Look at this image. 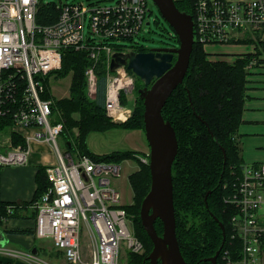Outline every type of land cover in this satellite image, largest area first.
<instances>
[{"label":"built area","instance_id":"1","mask_svg":"<svg viewBox=\"0 0 264 264\" xmlns=\"http://www.w3.org/2000/svg\"><path fill=\"white\" fill-rule=\"evenodd\" d=\"M44 5L43 0H0V125L11 131L0 135L1 147L6 148L0 166L26 165L34 145H50L56 162L44 166L48 185L33 203L36 238L50 240L67 263L77 264L85 229L92 249L89 264H121L122 241L131 253L144 250L112 184L121 174V164L97 162L69 147L62 152L58 139L65 138V122L49 87L50 79L63 69L68 50L87 52L93 61L85 72L90 93L97 87L96 66L104 61L107 116L126 122L132 110L121 103V96L134 92L137 78L126 66L111 72L110 63L116 52L134 51L116 43L133 41L152 11L148 0L64 4L55 5L56 19L42 23ZM193 8L195 45H253L255 56L248 68L258 63V49L264 53V0H194ZM47 91L50 97L45 98ZM12 134L24 143L16 144ZM143 161L150 163L149 154ZM224 189V201L234 212L231 238L240 241L241 248L236 260L224 250L223 262L264 264V164L232 167ZM14 210L8 207L9 213Z\"/></svg>","mask_w":264,"mask_h":264},{"label":"trees","instance_id":"2","mask_svg":"<svg viewBox=\"0 0 264 264\" xmlns=\"http://www.w3.org/2000/svg\"><path fill=\"white\" fill-rule=\"evenodd\" d=\"M193 2L194 0H176L179 10L191 16L194 13ZM56 14L55 5L46 4L40 9L39 22L49 23L56 19ZM176 41L179 46L177 36ZM134 51L147 50L134 48ZM252 59L253 55L247 54L234 62L225 59L214 60L204 47L195 45L184 84L173 92L163 110L165 120L175 128L179 141V151L173 165L174 204L177 237L182 255L188 264H212L208 259L216 255L224 241L220 223L226 230V241L225 246H222L221 255L224 250H228L236 260L241 248L240 241L231 238V218L234 212L224 201V183L231 177L232 167L241 169L243 164L235 136L242 123L248 67ZM91 65L93 61L87 52L68 50L65 53L63 69L58 73V77L64 78L74 72L70 97L55 99L65 122L64 136L67 143L72 145L70 147L68 143L72 151L89 155L97 162L122 164L125 160H132L138 152L120 150L96 154L89 149L87 139L93 133H104L118 128L144 131L145 107L139 95V104L135 105L132 116L121 125L112 123L105 106L107 65L100 61L96 67L99 79L94 100L87 95L85 75ZM48 97L50 91L45 95V98ZM7 124L10 125V122ZM7 128L4 124L0 125V135L4 134ZM12 136L16 144L24 143L20 136ZM223 149L226 151V159ZM143 167L139 173L130 176V182L133 179L137 182L132 188L138 204L126 206L131 217H135L131 214L137 213L139 224L140 206L151 189L149 165L144 164ZM37 178L40 190L44 192L48 185L45 169L40 170ZM208 193L210 194L206 200ZM0 210L1 215L8 214L7 205L1 202ZM140 229L141 232L136 234V237L140 238L142 243H150L151 248L144 255L131 253L130 264H150L147 257L153 250V243L143 225ZM156 229L162 235L161 221L156 222ZM217 264L226 262L220 257Z\"/></svg>","mask_w":264,"mask_h":264},{"label":"water","instance_id":"3","mask_svg":"<svg viewBox=\"0 0 264 264\" xmlns=\"http://www.w3.org/2000/svg\"><path fill=\"white\" fill-rule=\"evenodd\" d=\"M152 1L174 30L179 46L151 48L146 52H116L110 63V71L115 72L126 66L144 85L138 93L145 107L144 132L150 149L151 189L142 202L140 218L153 243L147 260L150 264H188L177 237L174 204L173 165L178 155L179 141L175 128L165 120L163 110L173 92L184 84L188 74L195 46L194 21L190 14L179 10L176 0ZM69 146L72 147L71 144ZM223 151L226 159V151ZM157 221L163 224L162 235L156 229ZM220 226L224 246L226 230L222 223ZM0 238L3 239L2 233ZM222 246L214 257L208 259L212 264H217Z\"/></svg>","mask_w":264,"mask_h":264},{"label":"crops","instance_id":"4","mask_svg":"<svg viewBox=\"0 0 264 264\" xmlns=\"http://www.w3.org/2000/svg\"><path fill=\"white\" fill-rule=\"evenodd\" d=\"M225 47L226 45H217L205 49L211 54V59L214 60L225 59L234 62L238 58H244L247 54L255 56L253 45H248L246 49L234 47L235 51L226 50ZM258 52V63L252 68H248L242 123L235 136L242 163L255 165L264 164V53L261 54V49H258ZM45 147L50 149L54 158L51 154H42ZM1 149L3 152L6 151L4 147H1ZM120 150L134 151L135 149L128 148L113 151ZM40 155H42V158L44 157L41 160H39ZM55 162L56 155L50 145L36 144L28 164L0 166V202L6 204L7 209L9 206L15 205L13 213L8 212L4 216L0 212V233L3 234V239L0 238V264H33L35 261L29 258L31 255L33 257L38 256L39 259L42 245L45 243L35 236L36 211L33 208V200L40 193H43L40 190L38 173L41 169H45L46 164ZM17 231L29 232L19 233ZM55 251L64 259L63 253L58 252L56 249ZM26 255L28 258H26Z\"/></svg>","mask_w":264,"mask_h":264},{"label":"rangeland","instance_id":"5","mask_svg":"<svg viewBox=\"0 0 264 264\" xmlns=\"http://www.w3.org/2000/svg\"><path fill=\"white\" fill-rule=\"evenodd\" d=\"M120 0H43L44 4L48 5H64V4H74V3H84L85 5L89 6L92 4H106V5H115ZM148 6L149 9L152 11L150 16L147 18V22L144 25V28L142 32L134 38L133 41H121V43H116L117 45H123L128 48H173L177 47V41H176V34L174 30L170 27V25L164 20L162 17L157 5L152 1L148 0ZM151 23L150 26H148V23ZM236 45V46H235ZM234 47L238 48H247L248 45L244 44H230L226 45V50L229 51H235ZM97 67V66H96ZM97 72V68H96ZM108 72V70H107ZM108 76V74L106 75ZM74 72L69 73L66 77H52L50 79V89L52 92V95L56 100H62L65 98L70 97V88L73 81ZM97 78V84H98V75H96ZM143 87V83L141 80L137 78L136 80V87L133 93H122L121 96V103L132 110V114L135 109V105L139 104V94L138 91ZM96 88L94 92L90 93L89 87H87V95L90 99L95 98L96 95ZM127 102L125 105L124 103ZM60 110V109H59ZM62 113V112H61ZM132 116V115H131ZM110 118V117H109ZM111 119V118H110ZM112 123L121 125L124 122L120 121H114L113 119ZM110 131V132H109ZM109 133H103V134H93L90 135L87 139V145L89 149L94 153H107L111 152L113 150L118 149H128L133 148L134 151L138 152L134 155L132 160H125L121 164V174L120 176H115L112 178V184L114 187L117 188V190L121 194V202L123 205H133L138 204V201L134 199L135 193L133 191L132 185L137 184L136 179L131 180L130 182V176L134 175L136 173H139L141 169H143V165L146 164L143 161V158L145 159L147 154H150V149L148 142L146 140L145 132L143 130L134 129L128 132V130L124 131L122 129H111L109 130ZM78 135V130L75 131ZM6 134V135H5ZM11 134V131H5L3 134L4 136H8ZM3 136V137H4ZM4 138L0 140L2 141ZM58 145L61 148L62 152H67L68 149V143L66 142V139L62 136L58 139ZM1 146V142H0ZM48 150V151H47ZM141 152V153H139ZM143 152V153H142ZM0 153H4L3 150L0 147ZM42 154H51V151L49 148L45 147L43 148ZM50 155V157H51ZM39 160L43 159L42 155H40ZM53 156V155H52ZM76 156V155H75ZM54 158V156H53ZM146 165H149L146 164ZM5 167V166H4ZM136 177V176H135ZM134 209V208H133ZM141 210V206H140ZM135 215L131 218L133 219V226H131V230L133 233L140 234L141 232L140 226H142V221L140 220V224L138 221V215L137 213L131 214ZM141 237L142 233H141ZM140 239V238H139ZM141 240V239H140ZM150 240V239H149ZM126 240L122 241V249H121V264H130L131 260V251L128 249L126 245ZM45 244L42 245V251L41 255L38 259V256H35V263L33 264H69L64 261V259L55 251L54 246L52 245V242L49 240L44 241ZM145 248L141 254H146L148 250L151 248L150 243L146 244L143 243ZM41 247V244H40ZM82 259L77 264H89L92 249H91V243H90V235L87 232V230L82 231ZM221 255V254H220ZM221 256H219L220 258ZM218 258V260H219ZM46 263H44V262Z\"/></svg>","mask_w":264,"mask_h":264},{"label":"flooded vegetation","instance_id":"6","mask_svg":"<svg viewBox=\"0 0 264 264\" xmlns=\"http://www.w3.org/2000/svg\"><path fill=\"white\" fill-rule=\"evenodd\" d=\"M147 51L150 50L151 48H145Z\"/></svg>","mask_w":264,"mask_h":264},{"label":"bare ground","instance_id":"7","mask_svg":"<svg viewBox=\"0 0 264 264\" xmlns=\"http://www.w3.org/2000/svg\"><path fill=\"white\" fill-rule=\"evenodd\" d=\"M228 238V237H227ZM225 246V245H224ZM223 249H224V247H223Z\"/></svg>","mask_w":264,"mask_h":264}]
</instances>
